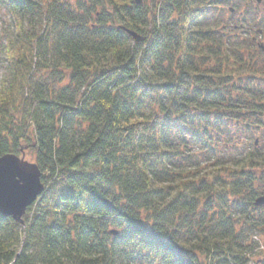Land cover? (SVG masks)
Returning a JSON list of instances; mask_svg holds the SVG:
<instances>
[{"label": "trees", "instance_id": "obj_1", "mask_svg": "<svg viewBox=\"0 0 264 264\" xmlns=\"http://www.w3.org/2000/svg\"><path fill=\"white\" fill-rule=\"evenodd\" d=\"M233 2L0 0V158L45 186L0 264H264L263 17Z\"/></svg>", "mask_w": 264, "mask_h": 264}, {"label": "water", "instance_id": "obj_2", "mask_svg": "<svg viewBox=\"0 0 264 264\" xmlns=\"http://www.w3.org/2000/svg\"><path fill=\"white\" fill-rule=\"evenodd\" d=\"M141 5L142 0H135ZM131 36L137 41L142 39L132 32ZM42 172L35 163L14 154L0 158V214L11 217L20 224H24V217L44 193ZM257 207L264 206V197L256 202ZM114 234H117L113 232Z\"/></svg>", "mask_w": 264, "mask_h": 264}, {"label": "rangeland", "instance_id": "obj_3", "mask_svg": "<svg viewBox=\"0 0 264 264\" xmlns=\"http://www.w3.org/2000/svg\"><path fill=\"white\" fill-rule=\"evenodd\" d=\"M245 1L246 0H242V2H237L234 0V2L232 3V6H230V8L235 10V15L237 14L236 17H241L242 15L246 16L249 13V11L251 12V10H253L255 12L257 11L255 8L256 4H253V5L250 4V6L247 7ZM69 2L72 4H76L77 0H69ZM235 4L237 5V9H239V10H237L235 8ZM220 7L223 8V9L220 8L223 11L227 8V7L225 8L224 4L223 5L221 4ZM236 10H237V12H236ZM259 10H260L261 14L264 15V0H263V4ZM257 14L259 16L258 11H257ZM263 15L261 17H263ZM12 31L13 30L11 27L10 17L7 14V12L5 11V9L2 6H0V47L2 44L4 45L5 38L8 36V34H11ZM260 69L261 68H258V70H260ZM5 74H6V65L4 64V59L2 57H0V83H1V81L4 80ZM261 135L263 136V134H261ZM259 139H261L260 141H262L264 143V136H263V138H261L259 136ZM27 146H29V145H27ZM19 157L25 159L28 162L35 163L34 151L28 149V147L26 148V146H25V150H23L22 155ZM262 207H264V206H262ZM255 241L257 244L255 245V249L253 250V253L251 255L252 260H254L253 263H256L257 261L264 259V235L263 234L258 235L257 239H255Z\"/></svg>", "mask_w": 264, "mask_h": 264}, {"label": "flooded vegetation", "instance_id": "obj_4", "mask_svg": "<svg viewBox=\"0 0 264 264\" xmlns=\"http://www.w3.org/2000/svg\"><path fill=\"white\" fill-rule=\"evenodd\" d=\"M227 0H221V4L226 3ZM250 4H256V10L259 12V15L262 16L263 14H261L260 12V7L263 4V0H248V2H246V6L249 7ZM231 12L234 13L233 10H231ZM259 20V19H258ZM261 20V18H260ZM263 22H259L256 24V35L253 37V42H255V44L264 52V15L262 18Z\"/></svg>", "mask_w": 264, "mask_h": 264}]
</instances>
